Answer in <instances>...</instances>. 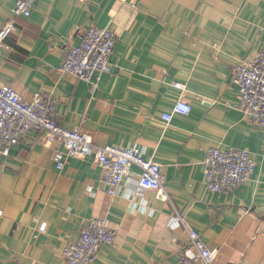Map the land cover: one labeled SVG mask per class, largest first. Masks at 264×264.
I'll return each instance as SVG.
<instances>
[{"label": "crops", "instance_id": "0c3cea01", "mask_svg": "<svg viewBox=\"0 0 264 264\" xmlns=\"http://www.w3.org/2000/svg\"><path fill=\"white\" fill-rule=\"evenodd\" d=\"M15 2L0 0V33L15 25L0 83L26 99L53 96L59 123L97 146L142 149L160 164L170 199L139 191L136 166L111 196L94 155L70 157L58 171L62 146L32 130L0 160V264H68L67 242L93 217L118 233L93 264H179L185 225L218 250L214 264H264V128L248 122L234 83L240 59L264 50V0H38L28 17L13 13ZM92 25L113 28L117 43L109 70L88 83L61 65ZM179 100L190 114L166 123L162 114ZM211 147L249 150L251 178L209 192Z\"/></svg>", "mask_w": 264, "mask_h": 264}, {"label": "built area", "instance_id": "2783aa9c", "mask_svg": "<svg viewBox=\"0 0 264 264\" xmlns=\"http://www.w3.org/2000/svg\"><path fill=\"white\" fill-rule=\"evenodd\" d=\"M37 1L16 0L13 13L28 17ZM13 29L14 23L9 22L0 33V59L4 50L11 49L6 40ZM116 43L117 35L113 28L92 25L83 33L79 43L68 49L61 72L88 83L99 81L101 75L109 70ZM234 83L239 89L241 108L248 122L264 128V50L251 59H240ZM56 109L57 100L51 95L37 92L31 99H26L11 84L0 83V160L2 156L9 155L11 147L24 140L29 132L43 131L49 143L62 146L53 156L58 171L65 168L70 157L94 155L101 168L102 183L111 196L119 194L126 182L133 181L131 172L136 166L140 170L137 177L139 191L152 190L157 193L159 200L170 199L160 164L146 158L142 149L136 146H97L92 137L80 127L69 128L60 124L56 118ZM191 110L190 104L179 100L173 112L162 114V119L170 123L174 114L188 115ZM204 164L205 186L213 193L233 191L246 183L256 169L252 153L236 147L209 148ZM174 222L180 225L184 220L176 216ZM185 226L189 243L182 250L179 264H214L218 250L211 249L202 234ZM46 229L45 223L40 226V231ZM117 234L107 219H89L78 238L66 244L64 256L68 264H93L101 247L114 244Z\"/></svg>", "mask_w": 264, "mask_h": 264}]
</instances>
